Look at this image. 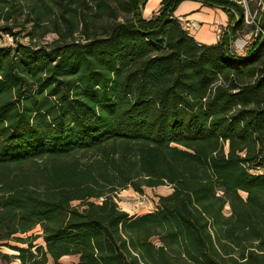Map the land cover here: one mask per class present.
<instances>
[{
	"label": "trees",
	"instance_id": "1",
	"mask_svg": "<svg viewBox=\"0 0 264 264\" xmlns=\"http://www.w3.org/2000/svg\"><path fill=\"white\" fill-rule=\"evenodd\" d=\"M145 1L0 0L57 35L0 48V264H264V37L234 50L235 0H189L228 13L212 45L188 0ZM165 185L154 212L118 207Z\"/></svg>",
	"mask_w": 264,
	"mask_h": 264
},
{
	"label": "rangeland",
	"instance_id": "2",
	"mask_svg": "<svg viewBox=\"0 0 264 264\" xmlns=\"http://www.w3.org/2000/svg\"><path fill=\"white\" fill-rule=\"evenodd\" d=\"M236 1V0H235ZM252 9L255 6H251ZM27 15H18V13H12V6L8 3H0V48H14L16 42L24 45L31 44V42L47 45L51 44L57 39V35L54 33H44L45 28H34L32 23H27ZM11 30L12 33H8ZM251 33L255 34L253 24H249L244 17L243 31L239 34L238 38L248 36ZM33 34V36H30ZM259 172H264L261 170ZM172 193L170 186H160L156 188H144L142 192H136L132 188L120 190L117 194L116 202L120 210L127 212L130 216H139L142 214H148L154 212L157 208L159 197L167 196ZM79 202L73 203L74 206L79 205ZM43 231L40 226L35 227L32 231L26 234H19L17 237L28 238L36 237L34 245H43L42 239ZM11 246L27 247V245L17 242H10ZM1 251L4 254L11 256V262L9 264H20L18 259L14 257L17 252L10 247L3 246ZM61 264H77L79 262L78 256H65L59 260ZM48 264H54L52 259H49Z\"/></svg>",
	"mask_w": 264,
	"mask_h": 264
},
{
	"label": "crops",
	"instance_id": "3",
	"mask_svg": "<svg viewBox=\"0 0 264 264\" xmlns=\"http://www.w3.org/2000/svg\"><path fill=\"white\" fill-rule=\"evenodd\" d=\"M161 2L162 0H146L142 11L144 18L149 19L157 13ZM175 16L198 43L205 45L218 43V28L226 29L230 23V17L223 9L189 0L178 6Z\"/></svg>",
	"mask_w": 264,
	"mask_h": 264
},
{
	"label": "built area",
	"instance_id": "4",
	"mask_svg": "<svg viewBox=\"0 0 264 264\" xmlns=\"http://www.w3.org/2000/svg\"><path fill=\"white\" fill-rule=\"evenodd\" d=\"M236 2L243 9L244 17L246 16L247 23L253 24L255 29V34L251 33L248 36L237 38L233 43L234 50L239 55H245L249 46L256 39L258 34H261L264 37V30L261 28L260 23L257 19L258 15L264 11V0H236ZM253 5L255 6L254 9L251 8V6ZM224 31L225 29L218 28L217 35L219 39L223 35Z\"/></svg>",
	"mask_w": 264,
	"mask_h": 264
},
{
	"label": "water",
	"instance_id": "5",
	"mask_svg": "<svg viewBox=\"0 0 264 264\" xmlns=\"http://www.w3.org/2000/svg\"><path fill=\"white\" fill-rule=\"evenodd\" d=\"M144 6H145V2H143V4L141 5V8L143 9V8H144Z\"/></svg>",
	"mask_w": 264,
	"mask_h": 264
}]
</instances>
